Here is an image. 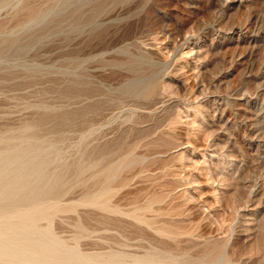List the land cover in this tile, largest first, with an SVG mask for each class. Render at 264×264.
Listing matches in <instances>:
<instances>
[{
    "label": "rangeland",
    "instance_id": "374dc122",
    "mask_svg": "<svg viewBox=\"0 0 264 264\" xmlns=\"http://www.w3.org/2000/svg\"><path fill=\"white\" fill-rule=\"evenodd\" d=\"M207 1L0 0V152L28 161L32 180L45 163L60 203L52 230L93 259L264 264V134L227 130L263 105L264 68L245 79L261 82L257 99L238 86L226 92L235 67L216 68L221 46L260 50L264 29L220 30L206 20ZM218 1L229 14L257 6L264 15V0ZM197 69H210L220 89L202 93ZM154 85L165 89L143 92ZM223 97L238 105L211 136Z\"/></svg>",
    "mask_w": 264,
    "mask_h": 264
},
{
    "label": "bare ground",
    "instance_id": "6f19581e",
    "mask_svg": "<svg viewBox=\"0 0 264 264\" xmlns=\"http://www.w3.org/2000/svg\"><path fill=\"white\" fill-rule=\"evenodd\" d=\"M225 1L227 2V0ZM213 5H214L213 0L207 1L206 8H205L207 11L206 20L209 22L208 24L212 23L214 25H217L219 27L218 29L220 30L228 31V30H232L234 27H237V26L248 29V30H258L259 31V30L264 29L263 22H261L260 20L264 16L263 15L264 12L262 11L263 16L261 15L262 17L260 18L259 16L260 7L259 9L257 6L248 7V9L244 11H241L240 9H238L234 13L229 14L227 10L225 9L224 5H219L217 8H214ZM197 29L199 28L197 27ZM190 30L192 31V28ZM227 39H229V37L226 38V40ZM213 45H214V39H212V42L209 45H207V51H206L207 53L206 54L204 53L205 54L203 55L204 57L208 55L209 52H211ZM179 46L180 45H178V43H175L173 45V51L177 50ZM200 47L201 45L193 46V48H200ZM201 50H197L195 52L198 55H200ZM149 53H146L145 55H143V57H149V60L150 58L152 59ZM173 53L175 55V52ZM217 53H218V57L216 61V65H217L216 68L220 70L221 69L229 70L230 68L235 67V71L237 72L236 74L237 81L231 82L228 79L230 82L227 81L225 88H224L226 89V92L227 90L233 91L235 90V87L238 86L240 91L244 90L245 92L251 93L256 99L262 96V94L260 93L259 86H258V84H260L261 82L257 83L256 80H253V79L245 81V79L247 78L248 75H252V73L257 74L258 72L262 70V68H264V45L261 46L260 50L255 51L253 47L241 46L240 42H237V44H235L234 47L230 46V44L227 43L224 46H221L219 48V52ZM246 53H247L246 58L242 61H239L240 58L238 59V57L239 56L243 57V55ZM210 56H213V55H210ZM200 58L201 56L200 57L198 56L197 60H199ZM206 70L205 72L204 71L201 72L200 69H197V71H194V79H195L194 81H196L199 84L198 86L201 88L200 91L203 93L205 91L207 92V90L210 88L220 89L222 83L219 84L218 81L215 80L216 77L215 76L213 77V74L209 72L210 69L209 71H206ZM173 80L178 81L179 87L181 89L184 88L185 83H182L183 80L180 77L175 76ZM164 89L165 88L161 85H154L151 88L150 87L146 88L145 90H143V92L146 95H155V94L161 93V91ZM177 90H178V87H177ZM245 100H247L246 104L248 105L249 103L252 104V103L257 102V100L255 101L253 99H245ZM213 103H214L213 105L214 107L212 109L213 110V115H212L213 121L212 122L210 121V122L212 123V127L214 129L211 130L212 131L210 134L211 136L214 135V132L217 129L224 128L227 125V122L230 118H228L224 122V114L226 112V108L229 106L235 107L238 105L235 102H233V100H231L230 98H226V97L215 99ZM194 109L197 112L199 111L202 114V118H204L205 114H203V111L199 110L200 109L199 107L195 106ZM259 113L264 114V103L263 105H260L258 113L252 116L238 113L239 121L234 120L231 126L227 128V130L230 131V129H233L236 132V134H238L239 136H243V138H245L246 136H250V138L252 136L253 138L257 136L260 137V135L264 134V123L262 125L264 116L263 118H261ZM229 134L230 136L233 135V133L231 132H229ZM235 142H237L236 145L238 146V149L240 150V152L246 155L247 152H245L244 150L245 149L244 145L238 140H236ZM210 143L209 144L211 146L218 145L216 142H210ZM226 144H229V142H227ZM224 147H229V146L226 145V146H223L222 148ZM11 152H14V150ZM14 153H17V152H14ZM226 154H227L226 157L232 156V155L234 156V154L231 155L228 152ZM13 155L14 154L8 151L7 153L6 151H4L3 153L0 152V264H169L170 263V262L168 263V260L166 261L165 257L162 256L163 255L162 253L164 252L161 253L162 255H154L150 253V255L146 256L145 254L146 257L140 256L141 258L139 257L130 263L125 262L118 258H107V259L105 258V259L96 260V259H93L90 255H87L88 253L85 254L81 252L80 251L81 249L79 250L77 245H68L66 242L60 239L57 235H55L56 233H54L52 230L53 229L52 220L56 213L55 206L60 203H58V201L56 200L58 203L56 204L55 203L56 201L53 200V197L51 195L53 191L55 190L56 183L54 181L52 182L51 179H48V178L45 179V175H44V172L46 171L44 169L45 163L39 164L38 166H36V168L34 169V174L36 175V178L32 180L30 179V176L33 173H31L30 171L32 167L29 166V162L23 161L21 160V158L19 159L17 154H16L17 156L15 157ZM25 159L26 158H24V160ZM239 170H241L240 166H238L237 172ZM254 183H255L254 185H257L256 182ZM252 191H254L253 196L258 194L255 189H252ZM42 219L48 220L46 225H43V226L40 225L39 222ZM130 256L132 257V255ZM204 264H209V262L206 261L204 262ZM225 264H228V262H226Z\"/></svg>",
    "mask_w": 264,
    "mask_h": 264
}]
</instances>
